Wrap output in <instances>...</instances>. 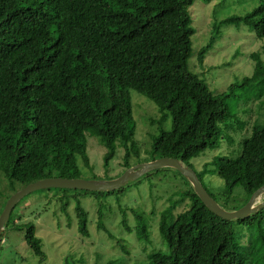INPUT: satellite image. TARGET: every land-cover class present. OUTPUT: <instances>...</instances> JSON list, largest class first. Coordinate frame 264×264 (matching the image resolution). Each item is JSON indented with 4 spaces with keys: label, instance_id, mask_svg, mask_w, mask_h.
<instances>
[{
    "label": "trees",
    "instance_id": "16d2710c",
    "mask_svg": "<svg viewBox=\"0 0 264 264\" xmlns=\"http://www.w3.org/2000/svg\"><path fill=\"white\" fill-rule=\"evenodd\" d=\"M193 2L0 0V172L11 186L4 199L42 178L82 177L80 161L91 167L88 135L97 137L105 147V167L114 158L118 143L123 149L124 169L163 156L178 158L193 169V157L208 147L219 146L220 123L228 116L226 99L237 88L264 86V60L259 51L251 52L252 73L231 83L225 91L213 93L188 63L194 32L189 6ZM228 20L243 22L256 37L263 38L264 0H258L243 16L222 22ZM211 45L212 40L199 48V63ZM131 90L155 103L159 126L170 116L169 129L158 131L144 158L135 140ZM259 110L249 124L250 134L243 139L238 156H215L199 171L193 169L215 200L202 177L214 171L222 178L225 203L216 201L225 208H229L226 203L235 187L245 192L246 203L264 184V119ZM160 170L168 169L148 172L131 183ZM170 170L186 187L158 219L157 230L168 252L150 251L146 264H245L232 240L234 224L248 229L259 227L264 205L246 218L223 219L206 208L179 172ZM128 185L109 192L40 190L64 193L57 198L62 210L72 197L78 229L88 235V214L78 197H107ZM185 199L187 207L174 213L175 206ZM132 212L138 239L150 243L149 219L145 221L141 213ZM12 213L5 227H25L29 250L38 260H45L35 225L21 223L19 215Z\"/></svg>",
    "mask_w": 264,
    "mask_h": 264
},
{
    "label": "rangeland",
    "instance_id": "374dc122",
    "mask_svg": "<svg viewBox=\"0 0 264 264\" xmlns=\"http://www.w3.org/2000/svg\"><path fill=\"white\" fill-rule=\"evenodd\" d=\"M257 3L258 0H194L189 6L194 28L189 67L213 93L225 91L228 85L252 73L254 61L249 56L251 52L259 51L264 60V37H256L243 22H224L229 17L243 16ZM217 22L221 23L216 28ZM211 40L212 45L202 63H199L196 58L199 48ZM231 92L232 95L226 99L228 116L220 123L222 133L219 146L213 149L208 147L190 160L195 171H199L205 162H211L215 156H238L243 139L250 134L249 124L255 119L257 109H260L263 115L261 119H264L263 85L237 88ZM130 94L136 124L135 140L141 149V158H144L158 131L161 128L169 129L170 116L159 126L156 120L160 113L155 103L135 90H131ZM257 94L261 96L254 100ZM247 121L248 124L240 130ZM105 150L97 137L88 135L87 154L91 167H85L80 161L81 178L109 179L123 171L122 147L117 143L115 156L108 167L103 164ZM167 169L141 178L138 182L131 181L124 190L107 197L90 194L79 196L78 200L88 214V235H83L78 229L74 209L76 201L72 197L62 210L57 198L64 193L55 190L28 193L19 200L12 214L19 215V221L23 224L30 222L35 225L36 235L41 238L47 258L40 261L33 256L24 240L25 227H5L1 233L0 264H95L96 261L98 264H146V255L150 251L167 253L168 248L157 230L158 219L186 187L184 181L170 170L173 168ZM202 182L218 202L225 203L221 194L224 183L216 172L206 173ZM10 187L9 181L0 172V212ZM65 195L70 196L69 193ZM246 197L241 187H235L231 199L226 203L228 209L243 206ZM187 205V199L178 203L174 213L183 211ZM132 211L141 213L145 221L149 219L150 243L145 244L138 239ZM232 240L244 256L245 264H264V217L259 227L251 229L235 223Z\"/></svg>",
    "mask_w": 264,
    "mask_h": 264
},
{
    "label": "water",
    "instance_id": "95a60500",
    "mask_svg": "<svg viewBox=\"0 0 264 264\" xmlns=\"http://www.w3.org/2000/svg\"><path fill=\"white\" fill-rule=\"evenodd\" d=\"M173 168L179 172L191 185L194 193L201 202L215 215L231 220L246 218L255 213L264 205V184L255 190L248 201L237 209H228L220 205L204 188L198 179L194 170L187 166L182 160L173 157H158L152 160L138 162L124 169L120 174L113 178H64V177H46L19 188L11 193L5 201L0 212V235L5 229L9 216L19 202V200L30 192L47 188L77 189L85 191L109 192L124 187L129 182L134 181L144 174L160 169Z\"/></svg>",
    "mask_w": 264,
    "mask_h": 264
}]
</instances>
